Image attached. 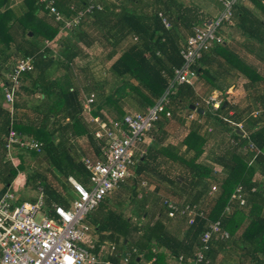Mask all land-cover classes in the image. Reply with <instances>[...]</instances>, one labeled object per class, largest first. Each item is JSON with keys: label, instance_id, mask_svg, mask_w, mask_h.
Here are the masks:
<instances>
[{"label": "crops", "instance_id": "crops-1", "mask_svg": "<svg viewBox=\"0 0 264 264\" xmlns=\"http://www.w3.org/2000/svg\"><path fill=\"white\" fill-rule=\"evenodd\" d=\"M123 1L125 0H117V4H121ZM127 1L130 3L129 6L133 7L138 14L147 17H151L158 9H162V12L166 11L168 5H173L174 9L176 6L173 0ZM176 1L177 5L196 6L201 12L199 17L207 19L206 24L215 22L223 12L221 0ZM25 2V0H0V14L10 10L9 21L12 23L26 12ZM239 2L241 3L240 6L243 5L264 23V0H247L245 2L239 0ZM39 17L50 25L59 24L55 22L48 10H42ZM107 17L109 18H86L80 30L75 32V36L71 40L79 54L67 72L72 82V88L79 89L83 94H89L94 88L105 90L104 94L115 92L123 80L114 74L113 65L125 51L139 42L136 35L125 36L128 28L123 23L121 11L112 13ZM179 29L182 36L180 45L183 47L193 30L185 29L183 26H179ZM69 32L60 31L58 36L48 44L49 50L52 51L50 54H55L56 64L51 72L54 76H60L64 72L62 64L57 62L56 57L58 55L56 53L60 52L64 40L71 37L72 34ZM219 34L223 38V43L216 45L207 52L198 63L200 68L198 78L192 83L193 100L196 104L190 105L189 108L181 103L173 105V116L164 118L155 126L154 131L135 146L133 153L136 165L131 168L130 177L106 197L104 207L99 206L87 216L86 222L91 225L92 230L86 246L102 262L128 264L125 258L122 260L120 258L119 263L113 261L117 254L123 257L124 252L127 251L121 246L124 236L98 229L99 224L108 221V215L112 212H116V210L124 212L125 208L123 209V207L133 204L135 206L133 213L136 217L127 216L125 213L123 214L124 217L133 218L139 225H153L157 222H163L171 234L182 239L189 226L188 219L181 215L167 217L169 208L167 210L166 202L173 201L179 206L193 204L203 189L201 176L207 174L205 173L207 168L214 170V173L212 171L208 178L212 184L219 185V182L228 175L230 169L228 170L224 166L225 163L223 165L216 160L221 158L224 160V155H226L224 151L228 152L233 142L229 139L227 131H220L221 127L214 123L211 115L212 108L206 103L208 99L217 98L226 102L225 106L229 108L226 118L241 123L243 126L253 119L252 114L254 112L264 111L263 50L242 33L236 19H232L231 23H224L219 28ZM31 37V33L28 34V38ZM24 40V26L20 22L16 24L14 22L12 41H16V44L11 43L7 46L3 43L0 47V133L5 127L8 112L10 114V127L13 122L15 128L16 112L12 114L9 110L10 106L3 93V84L9 80L10 74L21 60L17 54L19 44L22 42L28 46V42ZM219 47L225 51L219 50ZM131 82L138 86L136 81L131 80ZM24 85L26 88V82ZM141 90L143 95L150 97V99L153 98L145 89L141 88ZM103 91H95V93ZM20 96L21 100H27V104L22 106V111H28L32 105H30L29 99L32 100V97H29L24 90ZM36 98L37 101L39 96ZM192 106H195L196 109L194 110ZM150 107L151 105L141 100V96L138 95H134L133 98L124 96L120 101V110L125 116L131 113H145ZM209 113L211 114L209 115ZM108 119L110 122L113 120L110 116ZM255 119L261 123L263 117ZM84 123L85 131L80 136H73V134L63 136V143L72 150L71 155L82 163L85 158L103 160L106 148L105 141L96 138V136L91 140L99 126L97 128V125L88 121ZM213 128L215 131L211 132ZM191 131H196L201 136L208 138L204 152L196 160L198 170L193 172L189 164L194 153L190 152L184 143ZM99 140L104 142L100 155L96 149ZM2 141L0 140V199L6 193L12 192L16 195L18 203H32L37 201L43 192L46 210L57 205L66 209L72 208L73 202L78 198L69 181L72 176L68 180L64 179L63 175L52 167L46 154L37 152L32 154V151L18 147L7 150ZM149 150L152 151L149 152ZM148 159L152 163L142 173L138 170V166ZM255 178L258 182L264 183V177L257 175ZM74 179L77 181L76 178ZM86 184L90 189L92 186L90 179ZM216 195L217 190L214 192L212 188H208L206 195L194 206L199 210L205 207L209 211L212 209V201ZM138 203H140L139 213L144 214L143 216L134 212ZM236 205L237 207L240 206L239 204ZM51 214L49 213V215ZM245 226L247 223L244 222L241 229L237 231L236 238H239ZM162 251L166 255V264H191L181 259L172 258L169 251L165 249ZM240 255V248L232 246L229 250L220 253L219 261H221H218V264H222V262L224 264H237ZM143 257L141 254V258H139L141 264H154L155 258L145 260Z\"/></svg>", "mask_w": 264, "mask_h": 264}, {"label": "trees", "instance_id": "trees-1", "mask_svg": "<svg viewBox=\"0 0 264 264\" xmlns=\"http://www.w3.org/2000/svg\"><path fill=\"white\" fill-rule=\"evenodd\" d=\"M25 1L26 12L22 17L16 18L14 22L15 24L20 22L24 26V41L28 42V46L21 42L17 54L21 57L20 59L33 58L35 68L22 75L16 92L14 103L15 129L20 135L37 140L41 144L40 151L37 149L26 151H32V154L36 152L46 154L52 167L60 172L64 179L68 180L72 176L80 184L87 187L86 182L89 181L90 174L83 163L71 155L72 150L63 143L62 137L70 136V134L80 136L85 131L84 122L87 123V121L97 125L98 128V123L95 121L97 118L107 123H110L108 116L113 119L112 121H122L125 114L120 110V101L124 96L133 98L134 95H138L151 107L154 106L170 88V81L175 78V71L184 65V59L181 56L183 47L180 45L182 36L179 26L193 30L197 26L206 24L207 19L199 17L201 12L196 6L177 5L176 0H173L176 5L175 9L173 5H168L166 11L155 10L151 17L138 14L133 7L129 6L130 3L127 0L121 4H117V0H53L54 5L65 20L57 22L54 19L59 24L50 25L39 17L42 10H47L45 2L40 0ZM240 4L239 1L234 3L232 19L237 20L242 33L259 45L264 52V23ZM224 10L223 4L222 11L224 12ZM117 11H121L123 23L128 28L125 36L136 35L139 41L125 51L113 65L114 74L123 82L112 94H104L105 90L97 88L91 90L89 94H83L79 89L72 88V82L67 72L79 54L71 40L74 38L75 32L80 30L86 18H109L107 16ZM161 13L170 21V29L165 28L160 17ZM10 16V10L0 14V47L3 43L7 46L11 43L16 44V41H12L14 22L9 21ZM78 18L79 23L75 27H66L68 22H73ZM62 30L70 31L69 33L72 35L68 40H64L60 52L56 53L58 55L56 57L57 62L62 64L64 72L60 76H54L51 72L56 64L55 54H50L52 51L49 50L48 44ZM30 33L32 37L29 39L28 34ZM218 49L225 51L222 47ZM194 69L197 72L195 78L197 79L199 64H196ZM131 80L136 81L138 86L133 85ZM25 82L26 88H24ZM140 87L145 89L153 98L150 99V97L143 95ZM23 90L29 97H32V100L29 99L30 105H32L28 111H22V106L27 104V100H21L20 94ZM95 91L103 92H96V94ZM91 94H95L96 99L88 110L86 109V101ZM193 95L192 84H176L169 94V104L165 111L160 114L161 117L154 124L151 132L164 118L173 116L175 103L184 104L188 108L192 104L195 105ZM225 103L222 102L218 110L211 107L212 114L209 113V115L211 114L214 123L221 127L220 131H227L229 139L233 142L230 150L224 151L226 153L224 160L222 158L216 160L223 165L225 163L224 166L230 170L228 175L217 185L208 180L210 173L212 171L214 173V170L207 168L205 170L207 174L201 176L203 189L200 196L196 197L197 199L191 204L192 206L197 205L206 195L208 188L211 189L216 186L217 195L212 201V209L208 211L205 207L200 208L206 217L196 218L191 225L188 222L189 226L182 239L171 234L163 222H157L153 225H139L133 218L124 217V212L119 210L112 212L108 215V221L99 224L98 229L124 236L121 246L127 251L124 252L123 257L117 254L116 259L113 260L115 263H119L120 258L121 260L125 258L128 260V264H141L139 258L142 254L145 260L155 258L154 264H166V255L162 251L165 249L174 259L196 264V257L202 245L201 236L208 230L209 222L221 221L222 228L229 232L230 237L221 239L214 236L209 243V249L204 252V262L200 264H218L220 253L229 250L232 246H237L241 250L237 264H264V183L258 182L255 178L257 175L264 177V115L259 116V118L263 117L261 123L252 117L253 119L244 125V129L240 130L235 125L238 122L226 118L229 108L228 106L224 107ZM8 113L5 127L0 133V140H3L4 145V137L10 130V114ZM167 113H170L171 116H168ZM228 120L234 123L228 122ZM214 131L215 128L211 130V132ZM243 132L247 134V137L243 135ZM93 138H95V132L91 140ZM207 140V137L201 136L196 131H191L184 140L190 152L194 153L189 164L192 172L198 170L196 160L204 152ZM252 143L261 151L260 154L257 155V152L251 149L250 144ZM103 146V141H100L99 145L96 146L99 155L102 153ZM152 149L155 151L154 148ZM151 151L149 150V152ZM151 163L149 159L141 162L138 170L143 173ZM239 186L242 187L246 204L237 207L235 204H239V202L235 201L233 203L234 209L226 215L225 209ZM106 200L107 198L100 204V207L105 206ZM134 212L140 216L144 215L139 213V209ZM167 217H169L168 211ZM186 218L189 220L188 217ZM244 222L247 223V226L239 238H236L237 231L241 229ZM154 250L156 251L154 252Z\"/></svg>", "mask_w": 264, "mask_h": 264}, {"label": "built area", "instance_id": "built-area-1", "mask_svg": "<svg viewBox=\"0 0 264 264\" xmlns=\"http://www.w3.org/2000/svg\"><path fill=\"white\" fill-rule=\"evenodd\" d=\"M40 1L46 3L49 14L57 22L65 20L53 0ZM221 1L225 10L215 22L193 28L192 35L181 50L184 65L175 71V78L170 81V88L154 106L150 107L146 113L127 114L122 121L107 123L100 118L95 119L99 126L95 136L106 143L104 159L85 158L83 160V164L90 174L92 185L90 189L72 177L69 179L78 196L71 209L57 205L46 210L43 192L38 200L32 203H18L16 195L12 192L6 193L0 199V264H110L102 262L86 246L92 230L91 225L86 222V218L124 180L130 177L131 168L136 164L133 150L151 132L154 124L161 117L160 114L165 111L170 101L171 89L176 84H192L197 77V72L194 69L196 64L206 52L215 45L223 43L219 28L226 22H232V7L239 0ZM160 17L165 28L170 29L171 23L168 18L162 13ZM78 23L79 18L68 22L66 27L73 28ZM34 68L33 58L21 59L10 74L9 80L3 84V93L12 114L15 113L14 103L21 77ZM95 99V94L89 96L86 101V109L90 110ZM206 103L214 110H218L222 101L210 98ZM255 113L258 116L264 115V111ZM167 115L171 116L170 113ZM228 122L231 121L228 120ZM235 125L240 130L244 129L241 123H235ZM243 135L247 137L245 132ZM5 146L7 150L15 147L25 150L37 149L40 151L41 149L39 142L20 135L14 128L13 122L5 137ZM250 147L257 152V155L261 153L253 143L250 144ZM216 190L217 187L213 186L212 191ZM235 201H238L240 206L246 204L241 186L233 194L231 202L225 209L226 215L233 210ZM166 205L169 208L170 217L176 215L188 217L190 225L196 218L206 217L203 211L191 204L179 206L176 202L167 201ZM49 213L52 214L49 215ZM214 236L221 239L230 237L229 232L222 228L221 221L209 222L208 230L201 236L202 245L196 257V264L204 262V252L209 249V243Z\"/></svg>", "mask_w": 264, "mask_h": 264}, {"label": "rangeland", "instance_id": "rangeland-1", "mask_svg": "<svg viewBox=\"0 0 264 264\" xmlns=\"http://www.w3.org/2000/svg\"><path fill=\"white\" fill-rule=\"evenodd\" d=\"M252 117L253 118H259V116L254 112L253 114H252ZM127 207V208H126ZM126 207H123V211H124V213L127 215V216H130V215H132L133 216V218H135L136 216H135V214L133 213V208L135 207V206H133V204H129V205H127ZM139 207H140V203H138V206L136 207V211L139 209Z\"/></svg>", "mask_w": 264, "mask_h": 264}, {"label": "water", "instance_id": "water-1", "mask_svg": "<svg viewBox=\"0 0 264 264\" xmlns=\"http://www.w3.org/2000/svg\"><path fill=\"white\" fill-rule=\"evenodd\" d=\"M31 35H32V34H31ZM225 105H226V104H224V107H225ZM192 108H193L194 110L196 109L195 106H192Z\"/></svg>", "mask_w": 264, "mask_h": 264}]
</instances>
